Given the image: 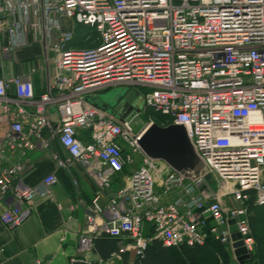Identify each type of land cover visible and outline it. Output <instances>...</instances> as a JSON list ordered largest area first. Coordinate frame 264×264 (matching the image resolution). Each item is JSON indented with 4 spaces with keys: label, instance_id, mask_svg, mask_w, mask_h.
Wrapping results in <instances>:
<instances>
[{
    "label": "built area",
    "instance_id": "1",
    "mask_svg": "<svg viewBox=\"0 0 264 264\" xmlns=\"http://www.w3.org/2000/svg\"><path fill=\"white\" fill-rule=\"evenodd\" d=\"M76 26L97 34L92 46L66 48ZM0 33L3 57L43 40L53 66L38 96L29 76L0 79L3 225L19 226L29 214L22 207L50 195L53 174L32 187L20 178L26 155L55 140L66 154L53 155L56 165L80 166L97 186L81 252L100 236L117 241L109 262L136 258L153 241L200 248L211 238L239 264L228 231L235 225L253 253L249 208L264 206V0H0ZM117 85L145 90L135 109L108 114L89 103ZM132 113H148L137 131ZM152 114L185 128L209 182L142 154L137 142Z\"/></svg>",
    "mask_w": 264,
    "mask_h": 264
},
{
    "label": "crops",
    "instance_id": "2",
    "mask_svg": "<svg viewBox=\"0 0 264 264\" xmlns=\"http://www.w3.org/2000/svg\"><path fill=\"white\" fill-rule=\"evenodd\" d=\"M62 26L64 30L72 27L67 20H62ZM81 29L85 34L88 31L85 27ZM80 33L78 36H82ZM24 39L31 42V34H26ZM6 43L7 36L0 33V48ZM51 57L50 52L44 51L43 40L40 44L16 50L8 57H3L0 53V79L17 75L29 76L34 94L38 96L44 92L51 80ZM31 69L36 70L34 74H30ZM89 103L96 106L94 101ZM49 114L55 120V110L50 109ZM5 125L6 120L0 114V140ZM80 136L87 141L85 134L80 132ZM53 155L59 159L66 158L55 140L50 142L47 150L36 149L23 160L24 169L20 180L24 186H35L49 174L55 176L56 183L50 188L49 196L35 198L22 207L28 209L29 214L19 226L9 228L0 222V264H28L35 260L44 264H73L79 259L77 255L81 248L78 240L84 232L85 216L89 214L88 208L97 186L76 164L58 167ZM14 161L15 158H10V162ZM8 204L0 201V214L7 209ZM83 254L80 259L87 264L122 263V259L113 262L108 259L103 262L92 250ZM127 260L131 264L133 258L127 255Z\"/></svg>",
    "mask_w": 264,
    "mask_h": 264
},
{
    "label": "water",
    "instance_id": "3",
    "mask_svg": "<svg viewBox=\"0 0 264 264\" xmlns=\"http://www.w3.org/2000/svg\"><path fill=\"white\" fill-rule=\"evenodd\" d=\"M115 106L111 109L113 114L116 109L126 108L125 103L122 104L121 98L114 100ZM96 107L106 108L103 105L95 103ZM108 109V108H107ZM138 147L142 154L152 160L164 163L172 171L182 176L186 180H194L204 176L209 182L210 176L204 175V165L194 151V148L189 141L186 130L182 125L168 124L161 126L156 123H151L142 133L139 138ZM230 234L231 248L233 255L239 264L248 259L245 249L242 246L240 235L236 232L235 225H230L228 228ZM83 252H80L79 258L73 264H87L83 258Z\"/></svg>",
    "mask_w": 264,
    "mask_h": 264
},
{
    "label": "trees",
    "instance_id": "4",
    "mask_svg": "<svg viewBox=\"0 0 264 264\" xmlns=\"http://www.w3.org/2000/svg\"><path fill=\"white\" fill-rule=\"evenodd\" d=\"M75 32L77 34V31ZM88 46H92L91 40L87 42L82 41L77 47ZM147 114L143 115V118L147 119ZM152 115L154 123L161 126H166L169 124V121H167L165 118L156 114ZM263 207L264 206L249 208V228L252 231L251 236L254 239L255 246L253 253L249 256V259L243 261L242 264H255V262L264 264V235L258 230L259 224L261 225L262 223V225H264V221H258L259 215H261V210L264 209ZM116 242V240L106 236H100L93 240L91 250L94 254L99 256L101 261L104 262L107 261L110 258V255L116 251ZM175 251H178L186 257L192 254L195 255L194 261L188 260L185 264H217L218 258L224 260L225 263L230 262L231 264H234L230 258L227 246L221 245L211 238H209L206 241V244L200 248H166L163 247L159 242L153 241L138 257L133 258L131 264H182L177 262L176 256L174 254ZM121 261V264H129L127 260V254L122 256Z\"/></svg>",
    "mask_w": 264,
    "mask_h": 264
},
{
    "label": "rangeland",
    "instance_id": "5",
    "mask_svg": "<svg viewBox=\"0 0 264 264\" xmlns=\"http://www.w3.org/2000/svg\"><path fill=\"white\" fill-rule=\"evenodd\" d=\"M77 28V29H76ZM75 29L76 32H73V38L70 42L67 43L66 48H74L77 47L82 41L83 42H87L89 40H91V44L93 42V39H95L96 37V33L94 34L93 31L88 30L87 33L85 34L84 32H82L80 26H77ZM72 29V27H71ZM81 32L80 34L83 36V34H85L83 37L82 36H78V33ZM91 36V37H90ZM145 90L140 88V87H130V86H125V85H117V86H111L108 87L104 90H100L97 93L90 95L88 97L89 101H94L100 105H103L104 107H106V111L108 114L111 113V109L114 108L115 103L114 100L117 98H121L122 103H125L126 107H130L131 105L134 106L137 103L138 98L141 96V94L144 92ZM108 108V109H107ZM113 110V109H112ZM134 119L133 123H132V129L133 131H137L142 124H144L147 120L145 118H143V116H138L136 117L134 113H132L129 117V119ZM154 123V122H153ZM156 165H158V163H156ZM213 188L216 190V186H213ZM264 208V207H263ZM258 221H264V209L261 210V215H259ZM262 228V229H261ZM258 230L261 234L264 235V225L259 224L258 225ZM263 230V231H262ZM252 231L250 230V233ZM255 243V242H254ZM175 256L177 259L178 263H182L185 264L188 260H192L194 261V254L186 257L183 256V254L179 253L178 251H175ZM256 258V255H255ZM92 264H97V263H92ZM217 264H231L229 263H225L224 260H222L221 258H218L217 260ZM255 264H259L258 262H255Z\"/></svg>",
    "mask_w": 264,
    "mask_h": 264
},
{
    "label": "flooded vegetation",
    "instance_id": "6",
    "mask_svg": "<svg viewBox=\"0 0 264 264\" xmlns=\"http://www.w3.org/2000/svg\"><path fill=\"white\" fill-rule=\"evenodd\" d=\"M137 101H138V100H137ZM135 106H136V104H135L134 106L131 105L130 107H126V108H125V112L127 113L128 111H130V110H132V109H135V108H136Z\"/></svg>",
    "mask_w": 264,
    "mask_h": 264
},
{
    "label": "bare ground",
    "instance_id": "7",
    "mask_svg": "<svg viewBox=\"0 0 264 264\" xmlns=\"http://www.w3.org/2000/svg\"><path fill=\"white\" fill-rule=\"evenodd\" d=\"M125 63V62H124Z\"/></svg>",
    "mask_w": 264,
    "mask_h": 264
}]
</instances>
